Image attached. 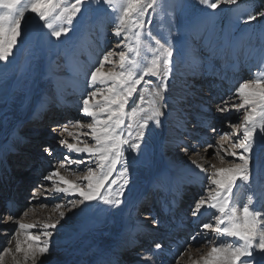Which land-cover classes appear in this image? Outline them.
Instances as JSON below:
<instances>
[{
  "label": "rangeland",
  "instance_id": "rangeland-1",
  "mask_svg": "<svg viewBox=\"0 0 264 264\" xmlns=\"http://www.w3.org/2000/svg\"><path fill=\"white\" fill-rule=\"evenodd\" d=\"M159 3L162 7H158L156 12L149 10L145 15V35L143 39L147 44L148 37L146 33L150 28L152 34L158 38L163 37L172 41L174 55L172 57V65L168 79V90L165 96L166 99L170 97V85L175 86V82L182 80L181 82L187 88L188 92L182 98H177L176 105L179 106L174 109V113L181 119H186L187 122L185 123L186 125L188 124L186 126L187 128L194 126L198 130L196 132H199L202 136V139L198 141H189L188 136L193 133L191 131L192 128L190 129L191 133L184 131V133L178 136V138H182V141H184V144L186 143L185 146L188 148L185 154V161H189L192 157L202 159V156H206L210 160L209 163H212L216 167H219L218 164L222 162V165H232L231 167L242 164L243 162L239 159V154L242 153V150H234L231 147L235 137L230 135L227 140H220L219 137L220 134L224 132L231 134V125L241 123L244 110L241 109L237 111L234 108H230L228 111L221 113L217 111V107H223L224 101H227L229 105L233 102L239 103V99L236 96V90L239 88V85L246 81L258 79L264 74V60H262V57H264V17H257L256 21H251L247 25L243 23L244 18H246L248 14L256 13L255 0H237V3L233 5L221 4L214 14L213 10L201 4L200 0H159ZM209 14H212L211 20L206 19ZM117 15V12L107 9V6L98 3L97 0H92L91 3H87L83 7L82 14L78 15L71 26L72 30L66 37H62L60 42H56V39L53 37L51 38L52 43L50 44L48 39L39 30H28L26 28L24 39L15 46L14 54L9 58V62H0V132L2 133V140L9 135L11 131L10 126L14 127V122H17L14 128L15 134L27 138L35 135V133L24 134L32 130H27L29 124L33 126V124L36 123V121L33 120L22 121V119L26 117L27 112L32 110L35 102L38 103V110H45V100L49 102L56 101L58 98L55 94L59 95L61 91L59 90L58 93H52L53 86L63 89L69 88L70 79L75 69L73 62H77L79 56L84 60H87L90 55L93 56V62L90 63L91 66L88 67L86 73L82 76L84 89L79 94V103L71 104L70 113H67L68 110L67 112H63L64 110L57 105L55 108H50L47 111L45 110V115H43L45 119L51 120L55 118L57 113L60 114L61 112L62 116L65 114V116L60 119V122H57L58 120H56L55 123L49 121L43 126V129L45 131L47 129L53 136L50 139L53 143L51 146L52 150L44 154L45 159L48 157L52 158L51 169L44 171L41 175L39 174L38 177L40 178L36 179L35 182H33V180L28 182L26 186L29 170L24 169L23 172H18V174L21 175L19 179L24 182V190L20 192L21 194L24 193L23 196L26 206L20 204V210L16 217L29 222L32 219L28 214L34 210H38L42 213L40 219L44 222L46 221L45 223L51 224L59 221L55 229L48 230L52 232V235L48 238L50 253L45 255L47 257H52L54 253H58L61 248L71 244L73 240L76 239L78 236V233H75L77 228H83V225L89 220V215L93 213L95 206L99 203V201L86 202V204L82 205L79 209H72L69 211L70 205L68 201L82 199L79 193L72 192L68 195L55 193L53 191V182L55 181L58 183V177L53 178V181L45 180L44 177L48 176L54 170H59L60 175L64 176L65 179L81 187H86L87 181L83 180V176L86 175L87 168L91 167L96 169V164L94 162L95 157L86 153L77 154L75 152H69L66 147L61 145L60 141L65 140L68 143H76L77 139H82L90 144H94L90 136L82 135L83 132H89L90 130L87 128H77L75 127V123L77 120L83 123L91 122V118L82 116L80 111L83 98L88 92L94 90L93 87H90L87 83L91 71L98 66L99 60L109 50H113L117 53L124 50L123 48H116L118 38L114 37L112 34L115 25V17ZM149 19L152 20L151 25L147 24ZM29 20H32L31 14H29ZM213 25L212 41L214 43L218 42L217 46L222 45V48L215 53L201 35L202 30L206 32L207 29ZM63 26L67 25L65 24ZM47 31V29L44 30V32ZM151 55V52L145 47L141 50L138 59L142 64L147 63V61L151 59ZM110 59L115 61V63H106L104 69H106V71L109 69L119 70V56L115 55ZM235 70H238V72H235ZM28 72L33 74V82H30V85L27 79H24V77L29 74ZM188 73L192 75L188 76ZM150 79H152L153 83L148 86H144L143 84L139 85V91L134 94L125 107V113L127 115H125V124L122 126L125 135H127L129 131L127 127L129 122L128 115H130L133 108L140 103V97H144L143 106L148 107L147 102L151 100L150 89L160 83V81L155 78ZM192 81L195 82V84H200L202 92L199 86H191L193 85L190 83ZM95 87H102L105 93L107 91V85H96ZM63 91L66 93L65 90ZM221 92H225L226 94L220 96ZM70 93L72 97L74 93ZM66 94L69 95L68 93ZM67 97L68 96H65V99H67ZM213 99L216 100L214 104L218 106H215L214 110L209 113V115L213 117L215 111L214 117L218 118L222 125L224 124L222 129L218 128V122L216 120L208 123L203 128L191 124L194 119L193 113L207 114V108L210 109L211 105H205L204 103L209 104V100L211 101ZM56 103L60 102L58 101L52 104ZM93 103H99L103 106V95L99 96ZM185 112L187 113L185 114ZM184 114L186 115L185 117H183ZM165 116L162 117V123L166 122L165 119L167 118V114H165ZM132 123L133 128L131 131L135 134L136 123L135 121H132ZM9 124L10 126L6 127ZM53 124L54 127L55 124H57L61 128L56 131L50 126ZM22 126H26V128L24 129ZM172 128L173 131H177V128L174 126ZM211 128L217 129V132L214 134ZM65 129H67V131H65ZM159 129L160 127H155V125L151 123L150 126L145 129L143 148L140 153H131L126 146V155L129 161V174L131 172H141L145 175H154L157 170L160 171L162 176V171L165 170L167 172L171 170L168 172L171 175L176 173H173V170H175L177 166V163H174L177 160L163 158L164 147L158 140L160 133L163 131H159ZM69 132L72 133L71 136L68 134ZM172 134L175 135V133ZM197 142L200 144L198 148L196 147ZM208 143H211L215 147L207 148ZM47 145L48 144H45V147ZM181 145L182 144L175 147L179 152L182 149ZM220 145L229 152L236 151L237 155L229 156L224 151L219 152L221 148ZM194 151L198 154L193 155ZM217 152L220 153L219 156L215 155ZM50 153L52 156H47L50 155ZM221 156L224 157L223 160H221ZM65 157H69V159L65 160ZM77 159L84 161V163L76 164L75 160ZM33 164H36V160H34ZM61 164H64L65 167L61 168ZM121 167V164L117 165L116 171H114L105 182L106 185L113 179L121 182L119 180V171ZM15 170V167H13L12 171L14 174L17 172ZM250 170L253 180L249 184H245L239 180L237 181V185L233 190V205L236 206L237 203L238 205L236 207L242 209L244 204L248 203L249 197H251L253 201L252 204L259 203L260 205L257 209L254 206L255 209L264 211V199L261 196L262 189L260 190L257 184L258 182L261 183L263 179L261 177L264 176V134H261L259 129H257L250 154ZM96 171L97 173L99 172L98 169ZM210 171L212 170H209V172ZM30 173L32 177L33 173ZM22 176L24 178H22ZM168 180L171 181V179ZM179 186L180 184H178V187ZM184 187H182L184 190L183 193L179 192L178 205L180 210H183L185 214H191L189 216L195 218L191 211L195 206V202L201 197L207 198L210 195L209 189L214 186L209 185L205 175L199 188L194 185ZM107 189L108 188L105 187L101 189V191L104 193ZM166 195L167 193L165 190L159 187H154L153 189H144L140 187L134 194V196H136L135 204L137 206L135 212L136 217L142 220L147 219L144 221L146 225L154 228L153 219L157 220L160 214L163 213L164 209H162V207L166 202L163 204L162 202L165 197H167ZM186 197L189 198L187 199ZM57 204L62 205V207L57 209ZM250 207H252V205H250ZM60 211H64L66 214L63 220L60 219ZM204 211L210 213L206 214L199 222L200 231H198L195 236L197 240L190 241L188 239L190 243L189 246L187 245L188 248L184 250V255L171 264H181L184 258L188 261L194 260V262L198 261L203 264L201 258H206L213 246L238 243L235 238L217 235L211 232V230L203 229L201 227L203 223H211L215 226L216 221L212 219V216L213 214H218L215 213L213 209H202V213ZM164 216L168 217V215L165 214ZM7 217L5 213H0V229L5 227ZM45 223L40 222L36 228L31 229L32 234L42 233ZM73 224H75V228L72 227ZM41 239L43 240L44 237L42 236ZM140 239H142L141 235L137 237V240ZM142 240L145 241L146 239ZM129 242L130 240H125L126 246ZM131 248L132 247H129V249ZM129 255L130 252L127 251L125 257ZM256 255L258 260H264V257H261L260 254ZM128 260H130V258H128L127 261Z\"/></svg>",
  "mask_w": 264,
  "mask_h": 264
},
{
  "label": "snow or ice",
  "instance_id": "snow-or-ice-1",
  "mask_svg": "<svg viewBox=\"0 0 264 264\" xmlns=\"http://www.w3.org/2000/svg\"><path fill=\"white\" fill-rule=\"evenodd\" d=\"M91 2L92 0H0V62H9V58L14 54L15 46L24 39L26 28L39 30L50 44L53 37L56 42H60L61 38L66 37L72 30L71 26L78 15L82 14L83 7ZM97 2L118 13L115 17L112 34L118 38L116 48L124 50L118 53L113 50L106 52L87 79L88 85L94 90L88 92L83 98L80 111L82 116L90 117L91 122L83 123L77 120L75 127L89 129V132H83L82 135L90 136L94 144L82 139H77L76 143L60 141L61 145L66 147L69 152L86 153L95 157L96 169L88 167L86 175L83 176V180L87 181L86 187H81L65 179L60 175L59 170H54L44 177L48 181H53V178L58 177V183L53 182L55 193L65 195L72 192L79 193L82 199L68 201L69 211L79 209L86 202L92 201H99L117 209L123 204L124 189L129 183V161L126 155V146L131 153H140L143 148L145 129L150 126V123L155 127H160L162 117L166 114L164 109L169 107L165 93L168 90V79L174 55L172 41L163 37L158 38L152 34L150 28L146 33L147 44L143 39L145 15L149 10L156 12L158 7H162L159 0H97ZM200 3L213 10L214 14L221 4L233 5L237 3V0H200ZM29 14L32 15L31 21ZM257 17H264V10L248 14L243 23L247 25L251 21H256ZM206 19L211 20L212 14H209ZM151 23L152 20L149 19L147 24L151 25ZM65 24L67 26H63ZM45 29L48 31L44 32ZM213 30L214 25L206 32L202 30L201 35L215 53L222 48V45L217 46L218 42L212 41ZM145 47L152 55L147 63L142 64L138 57ZM115 55L119 56V70L103 71L106 63H115L110 59ZM150 78H155L160 83L150 89L151 100L147 102L148 107L143 106L144 97H140V103L128 115L127 127L129 131L125 135L122 127L125 124V115H127L125 107L134 94L139 91V85L148 86L153 83ZM96 85H107L106 93L102 87H95ZM101 95L104 97L103 106L93 103ZM236 96L239 103L233 102L229 105L227 101H224V106H218L217 111L223 113L230 108L237 111L243 109L241 123L232 124L231 134L224 132L220 134L219 138L227 140L230 135L235 137L231 147L234 150H242L239 159L243 163L230 168H216L215 165H211L209 167L212 171L209 172L208 168L195 160L192 161L196 168L206 174L209 185L214 186L209 189L210 195L207 198L201 197L195 202V206L191 210L192 215L199 217L203 214L202 209L205 208L215 210V213L218 214H213L212 219L216 221V225L203 223L201 227L211 230L217 235L235 238L238 241L236 244L213 246L207 257L201 258L203 264H264V260H258L256 255L260 254L261 257H264V211L250 207L253 203L251 197L242 209L233 205V190L237 181L249 184L253 180L250 170V154L257 129L261 134H264V74L258 79L241 83L236 90ZM132 121L136 123L135 134L131 131ZM180 126H182V122L178 124V127ZM211 131L215 133L217 129L211 128ZM68 134L72 135L70 132ZM199 146L200 144L197 142L196 147ZM213 147L215 146L211 143L207 144V148ZM220 147L229 156L237 155L236 151L229 152L222 145ZM181 150L187 152L188 148L184 146ZM44 151L49 152V149L45 148ZM197 154L196 151L193 152V155ZM215 155L219 156L220 153L217 152ZM220 158L224 159L223 156ZM68 159L69 157H65V160ZM75 163L81 164L84 161L77 159ZM118 164L122 165L119 171V180L122 182L116 190L112 191V185L117 184L118 181L113 179L107 185L105 182L116 171ZM60 167L64 168L65 166L61 164ZM105 187L110 190L107 194L101 191ZM56 207L59 209L62 205L57 204ZM59 216L63 220L66 214L64 211H60ZM9 219L12 217L10 216ZM58 223L59 221L51 224L46 223L42 233L29 234L26 238V247H22L20 240L17 239L15 252L23 253L25 264L29 260H31V264H38L41 257L50 253L48 238L51 237L52 232L48 230L55 229ZM153 224L158 225L159 221L153 219ZM34 227L35 225L30 224L19 225L21 230ZM192 239L195 240L196 237L193 236ZM161 247V243H155L156 250ZM5 252L11 253V249H5ZM137 255L141 254L137 253ZM151 255L152 253L144 251L141 255V264H149ZM2 259L0 257V264H2Z\"/></svg>",
  "mask_w": 264,
  "mask_h": 264
},
{
  "label": "bare ground",
  "instance_id": "bare-ground-1",
  "mask_svg": "<svg viewBox=\"0 0 264 264\" xmlns=\"http://www.w3.org/2000/svg\"><path fill=\"white\" fill-rule=\"evenodd\" d=\"M92 62H93V56L91 55L88 56L87 60H84L83 58H81V56H79L78 61L73 62L75 69L73 70V76L70 79V85H69L70 87L65 89L69 93V96H71L70 92L74 93V95L70 97L72 104L79 103L78 101L79 94L84 89L83 86L84 82L82 81V76L86 73L88 67L91 66L90 63ZM103 71H106V69H103ZM235 72H238V70H235ZM28 73L29 74H27V76L24 77V79H27V82L30 85L31 84L30 82H33V74L30 72ZM191 75L192 74L188 73V76ZM181 81L182 80L175 82L176 83L175 86L173 85L169 86L171 88L170 97L167 98V104L169 105V107L165 108L167 118L165 119L166 122L162 123V126H160L159 131L162 130L163 132L160 133V137L158 139L159 143L163 144L164 147L163 158L177 160L176 162H174L177 163V166L175 170H173V173L176 172L177 174L174 173V175H171L170 173H168L171 170H169L168 172L166 170L162 171L163 176L160 174L159 170H157L156 174L154 175L152 174L145 175L141 172L139 173L131 172L130 174H128L129 183L124 189V195L122 198L123 204L118 209L115 207H110L108 205H105L102 202H99L95 206L93 213L89 215L90 216L89 220L83 225V228L82 229L77 228L75 233H78V236L76 237V239L73 240L71 244L61 248L58 253H54L52 257H47V256H44L45 258L41 257L38 261V264H141V255H132L135 252V250H131L132 251V253L130 254L132 256L131 260L127 261L128 258L125 257L128 251L127 249L128 245L126 246L125 240L127 241L130 240V242H132L136 240V238L139 236L140 233L141 234L144 233L148 237L153 234H156L161 239L160 243L162 247L159 250L155 249V245H154L155 242L153 240H148V245L150 246V248H146V251L152 253L149 264H171L172 262H175L176 260L180 259L182 255H184L183 252L185 249L188 248L187 245L189 246L190 243L186 237L187 234L185 232L182 233V238H186L182 243H179L176 239H174L173 238L174 235L169 234L170 229L174 231H177L179 229L176 222L181 221V216H182L181 214L183 210H180V207L178 205L179 192H181V189H183L182 187L184 186L194 185L199 188L205 178L206 174L202 173L198 168H196L194 164H192L193 160L197 161L198 163L208 168L209 170H212L209 166L213 164L209 163L210 160L206 156H202L203 157L202 159H197V157H192L189 161H185L186 152L183 153L184 151L182 150L179 152L175 149L177 145L182 144L181 145L182 147L186 145V143L184 144V141H182V138L180 139L178 138V136H180L181 133H184V131L191 133L190 132L191 128H192L191 131L193 133H191L188 136L189 141L192 140L198 141L202 139L201 134L199 132H196L198 130L194 126L192 127L190 126L191 128H187L186 126L188 124L186 125L185 123L187 122L186 119H181L180 117L176 116L174 113V109L179 106L176 105L177 98L178 97L182 98L188 92L187 88L182 84ZM190 83L193 84L191 85L193 87L195 85L199 86V89L202 92V88H200V84H195V82L193 81ZM52 89H53L52 93L53 92L58 93L59 90L60 91L64 90L57 86H53ZM220 94H221L220 96H224L226 93L221 92ZM55 96L57 98L62 99L60 94L59 95L55 94ZM61 101H63V99ZM209 102H208L209 104L204 103L205 105H211V108L209 107L210 109L207 108V114H202V113L200 114L197 112L193 113L190 111L191 113H193L194 116L193 117L194 119L191 124L201 126V128H203L208 123L212 122L213 120H216L218 122L217 123L218 128L222 129L224 124L222 125V123H220V120L214 117L215 111L213 117L209 115V113H211L214 110L215 106H218L214 104L216 100L214 99L211 101L209 100ZM58 105L59 108L64 110L63 112H67L68 110L67 106L69 104L66 103V101H63V103ZM186 113L187 112H185V114ZM185 114L183 117L186 116ZM58 115L61 117L62 113L60 112V114ZM181 122H182V126L178 127V124ZM10 124L7 125L6 127L10 126ZM50 126H52V129L56 131H58V129L61 128L57 124H55V127L54 124ZM173 126L177 128V131L176 130L173 131L172 128ZM10 127H11V131L8 136H10L14 130L13 126ZM27 127H28L27 130L32 129L31 132L34 130V128H32L33 126L28 125ZM45 132H47V129ZM172 133H175V135L177 136L173 135ZM1 134L2 133L0 132L1 163L7 162L5 160V156H6L5 154H7L6 152H8L12 157H16L17 159H24V160L26 159L28 162L30 168L29 172H32L33 175L32 177H30V179L27 180L25 186L28 184V182L34 180L33 179L34 178L33 176L35 175L34 172H38L41 175L44 171L51 169L50 164L46 165V163L43 162L39 164L42 167L40 172L34 169V167L36 166L33 164L34 157L29 155L31 154L30 151H28L25 148V144L27 142L22 139V136L17 135V138L21 140L14 142L13 144L10 145L7 143L6 137L1 140ZM31 137L32 139H30L29 142L33 144L39 139V135L36 133ZM40 144L41 145L39 146L41 147H39V150H44L45 148L52 150L51 147L52 144L49 141ZM45 144L48 145L45 147ZM220 151L222 152L221 148L219 152ZM47 156H52V154L50 153V155ZM222 163L218 164L219 167L216 166L215 167L230 168L232 166V165L225 166L222 165ZM13 165H16V163H13ZM13 175L14 176H11L10 178L9 184L11 186L15 185L16 190L18 192L20 190H24V182H22V180L19 179L20 177H17L14 174V172ZM38 175H36V177H38ZM22 178L24 177L22 176ZM261 178H263L261 180V183L258 182L257 184L258 187L260 186V188H263V193H264V176ZM168 179H171V181H169ZM121 182L112 185L111 190L112 191L116 190ZM178 184H180L179 187ZM140 187H143L144 189H153L154 187H159L164 189L165 192L167 193L166 195L167 197H165L164 201L162 202V204L166 202L165 205L162 207V209H164L163 213H161L160 217L157 219V221H159V224L154 225L153 226L154 228L146 225L144 221H146L147 219L142 220L136 217L135 215L137 206L135 204L136 196H134V194L137 192V190L140 189ZM2 189L3 186H1L0 194H3L4 192L3 190H6V189L3 190ZM108 191L110 190L107 189L106 192L104 193L107 194ZM23 195L24 193L23 194H21V192L18 193V197L22 202V206H26V202L24 200L25 198ZM261 196L264 199V194H261ZM189 197L186 198L188 199ZM237 205L238 204L236 203V206ZM254 206L256 207V209L257 207H260L259 203L252 204L253 208H255ZM208 213L210 212L204 211L203 214L200 215L199 217H195V218L190 217L191 218L190 222L193 223L194 225L200 222L202 218ZM164 214H169V216L172 215L175 217L172 220H168L167 218L164 217ZM28 215H30V218L32 219L29 222L24 219H19L16 216H12V219H9L10 217L9 216L6 218L5 227L3 229H0V257L3 258L2 264H17V261H19V264H25L23 259V253L15 252V244L17 239H19L22 247H26V238L29 234H32V232L31 229L21 230L19 228V225L30 224V225H35L34 228H36L40 222L43 223L46 222L40 219V217H42V213L38 210H34ZM184 226L191 228L188 225V223H185ZM72 227L75 228L76 227L75 224H73ZM136 247H139V245H136ZM5 249H11V253L5 252ZM201 263L195 261V264H201ZM27 264H31V260H29ZM181 264H194V260L188 261L187 259L184 258Z\"/></svg>",
  "mask_w": 264,
  "mask_h": 264
},
{
  "label": "trees",
  "instance_id": "trees-1",
  "mask_svg": "<svg viewBox=\"0 0 264 264\" xmlns=\"http://www.w3.org/2000/svg\"><path fill=\"white\" fill-rule=\"evenodd\" d=\"M264 10V0H255V11L259 12Z\"/></svg>",
  "mask_w": 264,
  "mask_h": 264
}]
</instances>
